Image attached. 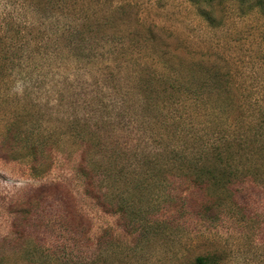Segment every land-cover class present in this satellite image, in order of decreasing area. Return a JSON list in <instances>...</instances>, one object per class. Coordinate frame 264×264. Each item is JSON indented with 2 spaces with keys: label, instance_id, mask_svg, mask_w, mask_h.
I'll return each instance as SVG.
<instances>
[{
  "label": "rangeland",
  "instance_id": "1",
  "mask_svg": "<svg viewBox=\"0 0 264 264\" xmlns=\"http://www.w3.org/2000/svg\"><path fill=\"white\" fill-rule=\"evenodd\" d=\"M202 1L0 0V264H195L213 252L264 264V179L232 185L231 204L217 192L207 212L202 185L153 166L175 170L162 153L192 152L214 174L210 147L264 138V20ZM83 149L97 167L107 150L126 158L93 181L98 197L167 212L169 233L134 247L84 192Z\"/></svg>",
  "mask_w": 264,
  "mask_h": 264
},
{
  "label": "trees",
  "instance_id": "2",
  "mask_svg": "<svg viewBox=\"0 0 264 264\" xmlns=\"http://www.w3.org/2000/svg\"><path fill=\"white\" fill-rule=\"evenodd\" d=\"M236 2L238 11L239 12H246L251 9H256L262 19L264 20V0H233ZM210 2L211 5H210ZM221 0H204L202 3H200V8H207V7H213L220 5ZM219 8H217L216 12L219 14ZM201 16L208 22V24L213 25L215 22L212 20L207 13V11H203V9H200ZM84 127V125H83ZM93 133L99 134L95 131V129H92ZM247 131V129H246ZM252 132L253 129H250L249 132ZM248 132V131H247ZM249 140H243L248 146L247 147H241L240 143L241 141L237 140L235 145L229 144L230 142L221 140L222 145L217 147H210V151H212L215 154V161H218L219 167H216L215 164V172H213L210 169H207L206 166L200 165L193 157L192 152L187 156L184 152L177 153L175 151L165 152L162 153L163 156L166 157V159H171L174 166L176 165L175 170H173L171 167L169 168H162L160 167L159 163H154V169L159 170V175L163 176V173L168 175L170 177V180H174L175 178H184L186 181L192 183L193 185L200 186L202 185L203 190L205 193H203L201 197V207L200 210L203 208V210H206L207 212H210L208 208H212L215 210V205L219 206L221 200L217 199L219 196H217L218 193H222L224 197L223 199L227 200L229 204L233 202V198L230 195V187L236 183L244 182L246 180H250L253 183H262V180L264 179V138L263 141L259 142L260 135L258 134H250L247 135ZM251 137V138H250ZM224 143V144H223ZM241 147V148H240ZM202 151V150H201ZM112 152H115L113 149ZM111 151L107 150L105 154L107 155V159H104V161H100V165L98 167L96 165H92V163H85L87 160V156L89 155L90 158L94 157L91 156L92 153L89 152L87 149H83V152L81 153V159L80 163L78 165L80 167V172L83 175V179L85 181V188L84 192L92 198L94 201L100 199H105L104 202H107V206L102 207V210L104 212H110L117 216L118 219V226L121 229V233L123 236L128 237L132 241V245L134 247H142L145 243H147L151 238L158 237L164 234L169 233V225L174 222L173 220H169L167 216V212L163 211H157L156 209L152 208L150 210L143 211L140 206L134 205L133 202L128 201L127 199L122 200L123 202H120L121 199H117L115 196H109L107 197H98V195H101L98 190L92 186V183L95 179L100 181L102 177H104L105 174L111 175V165L109 162H116L117 164H120L121 161L124 164L126 158H122L121 154L112 153ZM204 154H198V159H202ZM255 154V157L252 155ZM96 157V156H95ZM141 159V157L139 156ZM245 158H248V162L246 164L242 163L246 167L255 166V169L253 170H246L241 171V169L237 170L239 167V164L235 162L236 159L239 162L245 160ZM144 162V161H142ZM236 163L237 167L233 166V163ZM253 162V163H252ZM146 163V162H144ZM148 164V163H146ZM96 166V167H95ZM102 166V168L100 167ZM96 169V170H95ZM104 169H110L109 171ZM187 169V170H186ZM121 170V169H120ZM174 175H177L174 178ZM169 180V179H168ZM168 180H166V183H168ZM225 182V184H224ZM144 183L137 184L134 187L131 188L132 192L134 191H144ZM137 186V187H136ZM201 187V186H200ZM207 189L211 190L212 192H207ZM202 193V192H201ZM232 194V193H231ZM217 199V200H216ZM175 201V199L173 198ZM180 202L183 200L182 198L179 199ZM98 202V201H97ZM164 203L162 204L161 208L163 207ZM182 207V206H181ZM111 210V211H109ZM175 220H179L177 216L174 217ZM62 223L58 225V233L67 232L68 229L64 226L67 221L62 219ZM77 225H81L80 222L78 223V220H76ZM120 223V224H119ZM70 225V223H67ZM176 224V223H174ZM176 226V225H175ZM84 226L80 227L79 230H83ZM77 229V228H76ZM62 234V233H61ZM68 249L71 253L74 252L72 245H67ZM57 247L61 251L65 250V244L62 243V240L57 244ZM218 255H215V252L208 253L205 255H200L194 259L195 264H217L220 259ZM63 264H84V260L82 259H74L72 256L70 259H66L63 261Z\"/></svg>",
  "mask_w": 264,
  "mask_h": 264
}]
</instances>
